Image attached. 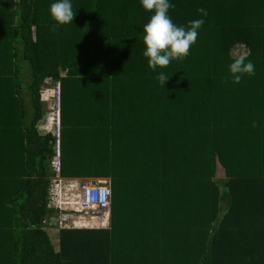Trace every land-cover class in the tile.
Returning <instances> with one entry per match:
<instances>
[{
    "label": "trees",
    "instance_id": "16d2710c",
    "mask_svg": "<svg viewBox=\"0 0 264 264\" xmlns=\"http://www.w3.org/2000/svg\"><path fill=\"white\" fill-rule=\"evenodd\" d=\"M52 2L0 0V264H264V0H170L176 25L204 23L157 68L164 87L139 0H72L54 31ZM237 46L254 74L234 83ZM49 81L93 124L63 143L60 176L111 187L108 227L62 228L56 246L43 229L54 139L37 131Z\"/></svg>",
    "mask_w": 264,
    "mask_h": 264
},
{
    "label": "clouds",
    "instance_id": "9594fccd",
    "mask_svg": "<svg viewBox=\"0 0 264 264\" xmlns=\"http://www.w3.org/2000/svg\"><path fill=\"white\" fill-rule=\"evenodd\" d=\"M141 7L151 12L149 20L143 26V56L147 58L149 69L156 73V80L164 87L169 79L164 72H157V68H165L172 60L183 59L189 54V49L195 44L198 30L204 23L203 19L188 21V26L176 25L168 14L174 5L170 0H139ZM206 15L204 9H197ZM49 15L56 26L72 23L74 11L72 0H53L49 5ZM228 70L234 83H239L245 74H254V65L247 60L246 55H240L228 65Z\"/></svg>",
    "mask_w": 264,
    "mask_h": 264
},
{
    "label": "crops",
    "instance_id": "0c3cea01",
    "mask_svg": "<svg viewBox=\"0 0 264 264\" xmlns=\"http://www.w3.org/2000/svg\"><path fill=\"white\" fill-rule=\"evenodd\" d=\"M51 82V81H50ZM56 82L59 81H52V84H55ZM46 85V84H45ZM60 85V82H59ZM46 87V86H45ZM51 89H49L47 92H44L45 95H47V98H42L40 94V99L42 102V107H43V117L39 121L37 125V131L40 135H45V134H50L55 143V136H54V125H53V104L55 102V99L53 98V95L51 93ZM48 99V100H47ZM59 108H60V114H59V143H60V155L59 158H56L55 153L53 156L50 158L47 164L46 168V174H47V179L51 182V188L53 184L60 182H65L69 183L70 185H75L77 189L87 183L90 182L91 180L94 179H99V178H63L60 176V157L62 154V148H63V143L66 141L69 144V147H71V140L74 137H80V138H88L93 137V134H89V129L93 124L90 122H87L85 120H78L77 122H74L71 119V106L68 104H63V98H62V91H61V86H60V96H59ZM86 128V129H83ZM53 152H54V145H53ZM57 161H59V172L57 173L55 171V166ZM51 169V171H50ZM100 179H108V178H100ZM109 180V179H108ZM48 207L52 209V206L48 204ZM54 210V209H53ZM61 213H56L53 212L50 214L43 222V229L49 234L50 238L53 237L54 240L56 241V244L58 242V232L60 229L56 225V221L58 220V217ZM73 216L71 217L70 221L67 223V225L72 222ZM82 221H87L84 220ZM72 220V221H71ZM64 227L63 229H92L91 227H86V226H75V227H69L67 226ZM45 226V227H44ZM105 228V227H103ZM103 228H95V229H103ZM52 241V240H51Z\"/></svg>",
    "mask_w": 264,
    "mask_h": 264
},
{
    "label": "rangeland",
    "instance_id": "374dc122",
    "mask_svg": "<svg viewBox=\"0 0 264 264\" xmlns=\"http://www.w3.org/2000/svg\"><path fill=\"white\" fill-rule=\"evenodd\" d=\"M246 55L247 49L243 46H237L231 50V56L235 59L240 55ZM55 84H52V81L47 82L46 85L42 88L41 96L42 98H47L48 96L44 94L49 89H51L52 95H54ZM46 86V87H45ZM54 98V97H53ZM48 100V99H47ZM53 104V109H54ZM54 112V111H53ZM51 171V169H50ZM224 178L222 169L218 166L215 179L222 180ZM80 202V189L75 187V185H70L69 183L60 182L53 184L50 189V194L48 197V203L52 206V209L56 213H69L73 216V221L70 222L67 226L75 227V226H86L91 228H107L108 227V219L103 216L94 215L89 211H86L79 207ZM87 221H82L83 219ZM45 227V226H44ZM53 245L56 246V241L53 237H51Z\"/></svg>",
    "mask_w": 264,
    "mask_h": 264
},
{
    "label": "built area",
    "instance_id": "2783aa9c",
    "mask_svg": "<svg viewBox=\"0 0 264 264\" xmlns=\"http://www.w3.org/2000/svg\"><path fill=\"white\" fill-rule=\"evenodd\" d=\"M59 96H60V85L56 82L54 88V99L55 105L53 109V125H54V153L56 158L60 155V143H59ZM55 171L59 172V161H57L55 166ZM111 200V187L110 181L108 179H94L90 182L83 184L80 187V202L79 207L89 211L91 213H99V216H103L109 219V208ZM71 214L61 213L56 221V225L59 228L66 227L67 223L71 219Z\"/></svg>",
    "mask_w": 264,
    "mask_h": 264
},
{
    "label": "water",
    "instance_id": "95a60500",
    "mask_svg": "<svg viewBox=\"0 0 264 264\" xmlns=\"http://www.w3.org/2000/svg\"><path fill=\"white\" fill-rule=\"evenodd\" d=\"M94 215H97V216H99V213L97 212V213H95Z\"/></svg>",
    "mask_w": 264,
    "mask_h": 264
}]
</instances>
